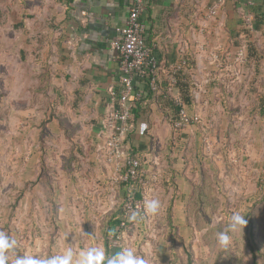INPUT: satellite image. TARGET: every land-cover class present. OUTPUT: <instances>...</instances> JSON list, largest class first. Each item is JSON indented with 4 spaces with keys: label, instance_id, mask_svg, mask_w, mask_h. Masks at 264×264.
Wrapping results in <instances>:
<instances>
[{
    "label": "rangeland",
    "instance_id": "rangeland-1",
    "mask_svg": "<svg viewBox=\"0 0 264 264\" xmlns=\"http://www.w3.org/2000/svg\"><path fill=\"white\" fill-rule=\"evenodd\" d=\"M27 1L0 0L3 264H187L186 249L194 264H251L235 219L252 208L264 248V39L251 17L242 36L191 73L186 108L198 122L170 146L160 114L147 138L127 135L126 153L142 162L136 199L133 182L104 162L102 122L97 135L80 121L77 135L67 119L70 80L59 56L69 43L57 29L64 1ZM69 122L74 133L63 129ZM130 202L137 207L123 216Z\"/></svg>",
    "mask_w": 264,
    "mask_h": 264
},
{
    "label": "crops",
    "instance_id": "crops-1",
    "mask_svg": "<svg viewBox=\"0 0 264 264\" xmlns=\"http://www.w3.org/2000/svg\"><path fill=\"white\" fill-rule=\"evenodd\" d=\"M19 1L21 6H27V0ZM58 1H64L65 15L56 26L62 32V39L69 43V46L61 48L59 56L63 78L70 80L64 109L72 115L67 119L78 123L75 124L78 126L75 130L77 135L83 120L90 123L92 131L98 135L110 105L109 90L119 89L118 53L111 42L120 36L118 29L125 27L132 0ZM216 1L144 0L145 9L140 15L145 25L144 43L157 56L160 65L158 88L161 96H158V101L149 104V111L146 109L150 121L159 116L165 118L160 108L168 98L173 100L182 96L179 87L170 84L168 76L175 62L182 57H193L194 67L187 72L190 78L203 62L202 57L208 56V53L215 56L223 41L234 42L242 36L241 28L246 16L251 17L248 19L253 28L260 30L264 39V0H223L216 16L207 18V9ZM182 81H187V77ZM136 87L144 91L140 82ZM54 91L57 92L58 88ZM145 108V103L139 101L132 109V112L137 109L138 112L131 132L135 130L137 134L139 130L142 136L146 128ZM152 128L153 125L148 130L149 134ZM92 139L97 140L93 134Z\"/></svg>",
    "mask_w": 264,
    "mask_h": 264
},
{
    "label": "built area",
    "instance_id": "built-area-1",
    "mask_svg": "<svg viewBox=\"0 0 264 264\" xmlns=\"http://www.w3.org/2000/svg\"><path fill=\"white\" fill-rule=\"evenodd\" d=\"M222 1L217 0L207 9V18L216 16ZM144 9V0H132L125 27L118 29L120 36L111 42L112 48L118 53L119 89L110 88V105L102 119V128L105 129V142L101 149L104 162L113 167L114 171L123 172L126 181H131L132 184L139 180L140 160L135 155L126 153L123 143L133 126L131 123L132 109L141 101L144 94L137 90L136 84L139 81H146L151 90H156L160 70L157 56L144 43L145 25L140 20ZM185 65L186 60L183 59L169 70L168 76L172 86L176 85L177 74ZM173 102L179 108L178 117L174 123L176 134H179L185 127L198 122L200 116L193 113L188 114L181 96L174 97ZM129 191V197L134 198L135 184L129 188ZM135 207L137 204H132V202L127 204L123 216L127 217Z\"/></svg>",
    "mask_w": 264,
    "mask_h": 264
},
{
    "label": "trees",
    "instance_id": "trees-1",
    "mask_svg": "<svg viewBox=\"0 0 264 264\" xmlns=\"http://www.w3.org/2000/svg\"><path fill=\"white\" fill-rule=\"evenodd\" d=\"M66 1H67V3H69L70 0H66ZM183 59L186 60V65L182 69H180L178 74H177L176 86L179 87V89H180L179 91H181L183 102L185 104V107H187L186 105H188V104H190V105L194 104V102H193L194 97L192 95H190V93H189L191 85H192V81L189 78V74L187 72H189L194 67L195 60L193 59L192 56L191 57L186 56V58L182 57L180 60L175 62L174 65ZM184 77H187V81L183 82L182 79H184ZM139 82L144 85V91H142L144 94H143V97L141 98V101H142V103H145V105H146V108H145V112H146L147 111L146 109H148L149 104L152 102H155V100L158 101L157 98H158V96H161V93L159 92L160 91L159 88H157L156 90H151L146 81H139ZM168 99L169 100H167V102L165 104H162L161 108L158 106V104H156V105L158 108H160L162 110V114H164V116H166V119L168 120V123L171 127L170 128L171 132H170L169 138H168V146H170L171 144H173V140H174L173 137L176 134V128H175L174 123L177 120V117H178L177 113H178L179 108L177 106H175L172 99H170V98H168ZM148 111H149V109H148ZM137 112H138V109L133 110L132 113L136 114ZM145 115H146L145 116L146 128L144 129V131L142 133H143V136L145 138H147V136L149 135L148 134V130H149L148 124H150L149 123L150 120H149L147 112ZM133 116H134V119H133ZM136 117H137V114L131 116V122L132 123L136 122ZM62 121H63L62 123H65L67 121V119L64 118V120H62ZM68 126L69 127L67 128V127H63V125H62L64 130H69L71 133H74L72 131L75 130V126H73L71 123L68 124ZM141 146L133 147V149L135 151H139V149H141ZM137 158L140 160V169H141L142 168L141 159L139 156ZM73 159H74L73 154H71L67 159H65V167L70 168V162ZM140 169H139V172H140ZM141 194L142 193L140 192V190L135 192L134 198H136V199L141 198V196H142ZM170 206H172V205L170 204L169 207ZM169 212L171 213V210ZM242 217H243V225H244L243 239L245 241V245H246V248L248 250L249 257H251V264H261V263L263 264L264 263V248L262 247L261 242H260V240L257 236L256 230H255V219L253 216L252 208H248L243 213ZM112 222H114V221H112ZM124 222H125V220H124ZM127 223H126V226L128 225ZM172 228H173V225L171 224V222L169 220V229H172ZM119 232H120V230H119ZM226 233H227V238H230L231 233H229L228 230H226ZM106 254H107V252H106ZM185 256H186L187 264H194V258L192 256L191 249H186ZM115 264H118V263H115Z\"/></svg>",
    "mask_w": 264,
    "mask_h": 264
},
{
    "label": "clouds",
    "instance_id": "clouds-1",
    "mask_svg": "<svg viewBox=\"0 0 264 264\" xmlns=\"http://www.w3.org/2000/svg\"><path fill=\"white\" fill-rule=\"evenodd\" d=\"M154 205H155V202H153V206H154ZM235 219H236V221H237L238 223H243V221L240 220L239 217H236ZM0 264H3V261H2V260H0ZM133 264H134V262H133Z\"/></svg>",
    "mask_w": 264,
    "mask_h": 264
}]
</instances>
